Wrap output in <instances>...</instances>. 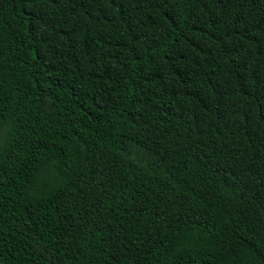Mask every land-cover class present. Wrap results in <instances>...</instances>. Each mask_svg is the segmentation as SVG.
<instances>
[{
	"label": "trees",
	"instance_id": "16d2710c",
	"mask_svg": "<svg viewBox=\"0 0 264 264\" xmlns=\"http://www.w3.org/2000/svg\"><path fill=\"white\" fill-rule=\"evenodd\" d=\"M0 264H264V0H0Z\"/></svg>",
	"mask_w": 264,
	"mask_h": 264
}]
</instances>
